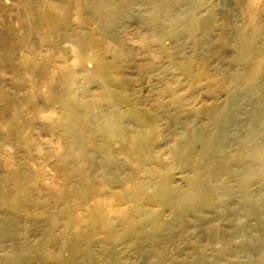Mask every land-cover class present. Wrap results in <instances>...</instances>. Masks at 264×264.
<instances>
[{
	"label": "rangeland",
	"instance_id": "1",
	"mask_svg": "<svg viewBox=\"0 0 264 264\" xmlns=\"http://www.w3.org/2000/svg\"><path fill=\"white\" fill-rule=\"evenodd\" d=\"M176 1L167 11L157 0H0V188L21 203L13 212L0 198V226L32 244L28 256L61 259L68 247L66 264H83L82 251L97 264H187L201 250L213 257L220 251L208 243L212 228L228 229L233 212L221 205L182 216L153 202L163 182L179 189L173 199L190 185H211L216 204L237 203L246 190L255 199L263 192L262 169L248 154L264 143V0ZM177 17L203 25L194 31L185 23L174 32ZM248 44L252 51L239 60ZM69 68L72 96L91 105L89 126L64 105ZM114 118L127 137L145 133L147 149L112 141L102 126ZM71 119L89 159L70 145ZM11 129L15 140L7 136ZM197 133L221 135L224 152L199 156V146V157H183ZM16 172L24 176L22 189ZM143 188L148 194L136 200ZM96 202L107 203L114 225L140 218L138 206L154 210L159 230L151 238L147 226L137 238L112 242L89 230ZM258 218L247 221L245 248L229 237V255L217 264L257 260L252 242L264 213Z\"/></svg>",
	"mask_w": 264,
	"mask_h": 264
},
{
	"label": "bare ground",
	"instance_id": "2",
	"mask_svg": "<svg viewBox=\"0 0 264 264\" xmlns=\"http://www.w3.org/2000/svg\"><path fill=\"white\" fill-rule=\"evenodd\" d=\"M160 2L158 9L171 10L175 7L178 1L176 0H157ZM158 10V11H159ZM158 11L156 15L158 16ZM190 24L191 29L194 31L201 27L203 24L199 20H185L182 17H177L173 22L174 32L180 28L183 24ZM158 26H161V23L158 21ZM252 51V46L248 44L243 46L241 50V55L239 60L245 61L248 58L249 53ZM70 69V68H69ZM63 81L66 85V97L63 98L65 107L69 110L70 114L73 117H79L84 121L85 126H89L92 123V117L89 115L91 105L83 104L79 99L72 96L71 85L75 81V76L73 71L70 69L68 74L63 77ZM109 100H114V96L110 92L107 93ZM262 114V112L260 113ZM73 120L70 121V145L75 150H78L82 153L83 158L89 159L90 155L83 152L87 142L82 140L81 134L75 133L73 129ZM107 123V122H106ZM219 127L223 126L224 123L221 119L216 121ZM104 133H112L111 140L116 142L117 140H124L127 143H132L135 145V148L143 152L148 147V136L145 133H140L137 137L131 138L126 136V131L121 124L120 120L111 119L106 125L102 126ZM17 132L14 129L8 131L7 136L11 140H15ZM189 146L187 151L183 153V157H199L207 155L220 156L224 151L223 144L221 142V135L211 138L204 133H197L196 136H190L187 140ZM86 143V144H85ZM201 146V155H197L196 149ZM112 143H107L104 146L106 152L111 151ZM249 159L258 164L259 168L262 169L261 181L263 187L257 199L255 196L249 194L248 190L241 194V199L237 203L229 201V203L220 202L216 204L217 192L214 190V187L211 185H190L189 190L181 194L177 199L173 197L179 193V189L172 185L169 180H165L160 186V189L154 196V203L158 205L168 204L170 208L176 211L178 214L184 216L192 212H214L217 206H227L234 214L233 220H231L232 225L228 229H222L218 226L212 228L210 233L209 245L211 248L218 249L220 254L210 257L206 250L198 251L196 257L193 261L187 264H217L220 261V258L226 257L229 255V247L231 240L229 237H235L238 239L239 247L245 248V245L248 244V240L245 237V227H248L247 221L256 217L261 216L264 213V143H256L250 149L248 154ZM242 160L237 161V164L240 165ZM228 163V162H227ZM225 163V164H227ZM245 173V165H240ZM253 170L252 168L247 169ZM252 172V171H251ZM14 181L17 184L18 189H22L25 185L24 176L20 172H16L13 176ZM90 191L83 192L89 194ZM224 193L231 197L233 195L231 190H225ZM232 193V194H231ZM148 191L146 188L140 189L133 193V197L138 200L143 195H147ZM0 198H2L5 204L13 212H16L20 209L21 203L18 197L10 192L0 188ZM232 198V197H231ZM258 201V202H257ZM235 202V201H234ZM108 206L106 202H96L92 208L88 211L87 219L88 226L91 232H97L99 234H108L109 239L114 242L122 241L129 238H137L145 232L147 226H150L152 233L149 237L153 238L155 231L159 230V213L154 210H149L145 207L138 206L136 211L140 214V218L126 216L122 220H119L117 225H114L110 222L108 216ZM247 219V220H245ZM78 217L72 213L70 216V223L74 225L77 222ZM57 219L55 217L51 218L52 224H55ZM230 223V224H231ZM234 224V225H233ZM257 226H260V238L253 239L252 245L260 249V253L257 254V260L247 261L245 264H264V223L258 222ZM66 239L68 238L67 235ZM258 241L257 243L255 241ZM2 242H7L5 245ZM253 246V247H254ZM32 248V244L27 241H22L19 233L9 226H0V264H33L36 261H42L44 264H63L67 262L68 257L72 253V249L66 247L63 251V258L56 259L52 255L44 256L42 253L36 256H28ZM163 254V253H162ZM161 253L157 255L160 258H163ZM217 254V253H216ZM82 260L83 264H97L93 254L90 251H82ZM159 258V259H160Z\"/></svg>",
	"mask_w": 264,
	"mask_h": 264
}]
</instances>
